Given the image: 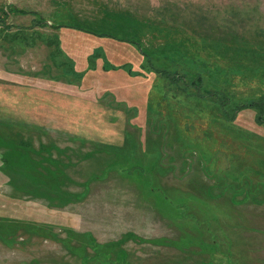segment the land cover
<instances>
[{
	"label": "rangeland",
	"instance_id": "obj_1",
	"mask_svg": "<svg viewBox=\"0 0 264 264\" xmlns=\"http://www.w3.org/2000/svg\"><path fill=\"white\" fill-rule=\"evenodd\" d=\"M2 9L14 35L18 28L23 35L15 43L0 38V84L70 81L66 75L80 84V72L90 68L84 83L95 81L104 103L126 115L111 123L125 126L127 149H111V156L95 151L83 165L24 166L20 156L2 164L6 148L0 147V264H82L80 255L108 249L129 233L142 242L108 251L122 264H264V240L243 238H261L254 231L264 228V114L260 124L249 106L264 103V0H0V15ZM39 15L66 27L42 26ZM32 26L42 35L33 47ZM161 68L187 75L219 69L231 85L230 104L194 100L193 88L182 92L184 81L171 83ZM7 104L0 100V137L24 146L30 128L4 111ZM187 111L199 132L212 129L205 122L218 121L221 112L224 154L230 157L232 140L245 141L258 157L244 154L237 163H259L260 171L236 176L228 165L222 191L208 197L207 190H217V171L205 173L204 160L184 152L186 136L176 130ZM34 140L39 146L48 138L37 133ZM237 245L248 253L236 255Z\"/></svg>",
	"mask_w": 264,
	"mask_h": 264
},
{
	"label": "crops",
	"instance_id": "obj_2",
	"mask_svg": "<svg viewBox=\"0 0 264 264\" xmlns=\"http://www.w3.org/2000/svg\"><path fill=\"white\" fill-rule=\"evenodd\" d=\"M73 64L74 71L77 72L76 61ZM89 72L90 68L80 72V84L74 82L69 75L65 77L71 78L70 81H62V78L57 80L58 77H54V82L53 79H44L39 84L25 83L13 85L14 87L10 84L5 86L0 84V100L8 102L7 109L4 111L12 112V116L9 114L7 116L18 118L20 120L18 122L30 128L24 134L23 145L29 150L36 149L38 156L34 158L39 160L40 166H57L60 163L61 165H83L84 162L86 164L94 158L95 151L100 153L103 151L105 156H111L113 153L111 149H123V151L127 149L126 141L121 143L125 138L126 128L117 125L119 120H125L126 115L111 104L104 103L101 91L97 93L93 89L95 81H90V84L84 83ZM103 92H106L105 89H102V94ZM20 102L22 106L19 105ZM116 118L118 121L115 120V124L111 123ZM37 133L47 137L48 141H40L37 146L34 140V135ZM51 134L56 136L53 138ZM239 204L248 205L249 203L245 201ZM200 213L204 212L200 211ZM254 220L247 219L248 227L256 226ZM203 223L207 229V223ZM256 229L259 232H254L264 237V228L257 226ZM252 234L243 235V238H248L253 243L255 238L264 240L256 235L250 237ZM207 235L213 237V234L207 233ZM253 245L250 246L254 249ZM238 246L236 255L241 257L248 253L242 248L238 249ZM262 246L264 243L259 246V250H263Z\"/></svg>",
	"mask_w": 264,
	"mask_h": 264
},
{
	"label": "trees",
	"instance_id": "obj_3",
	"mask_svg": "<svg viewBox=\"0 0 264 264\" xmlns=\"http://www.w3.org/2000/svg\"><path fill=\"white\" fill-rule=\"evenodd\" d=\"M2 9L1 10V14L0 15V38L4 39L5 42H19L20 41V37L23 35L21 34L22 32L19 31V28L17 30V35H14L13 33V29L14 27L10 24L7 23V19L9 18L8 12L6 10ZM7 12V13H6ZM24 13V11H23ZM25 13L31 14L30 11H25ZM35 14V13H33ZM37 16V14H35ZM40 16V15H39ZM41 17V16H40ZM42 18V17H41ZM40 25L48 27V28H54V29H61L62 27H66V25H57L55 23H51L49 24L48 22H46L44 20V18L41 19ZM73 28H80L83 31H86L88 33H93L92 30H87L84 27H73ZM27 30H32V37L31 39L29 38V41L33 42L31 45V47L36 46L35 43L36 41H38L37 39H42V35L40 33H38V31L35 30V26H32L31 28L27 29ZM21 35V36H20ZM23 39H25V37H23ZM47 39V38H46ZM45 39V37L43 38V40H45V42L47 43L48 41ZM50 41V39H48ZM27 43V41H26ZM51 46V45H50ZM60 48V49H59ZM56 49V53L60 52L62 53V49L59 46H57ZM226 49V48H225ZM52 54V53H51ZM54 55H52L53 57ZM204 65V62H202ZM62 69V71H65L64 67H60ZM202 69L206 70V69H211L209 68V64L206 62V64L204 65V67H202ZM214 72L213 73H209V72H197L193 75L190 74H179L180 71L177 70L176 73H174L173 70H170V68L164 69L161 68V71H158V73H160L165 79H168L171 83L173 84H177V83H183L184 81V89L182 90V92L184 91H188L189 89L193 88V91L196 95H194V100H206V97H214L215 101L220 104L221 107H227L230 104V97L228 96L227 93L231 92V85L229 84L228 80L225 78V76L223 74H221L220 70L217 68H213ZM110 70H116V69H111ZM124 70V69H123ZM125 71V70H124ZM181 73V72H180ZM134 74V73H133ZM131 75V74H130ZM132 76V75H131ZM135 77L137 76H141L140 74H136L134 75ZM182 99H185V96L183 95L181 97ZM189 99V98H188ZM248 105V104H247ZM247 105H241L240 108L245 107L247 108ZM163 106V105H162ZM251 107V109H255L258 110V122L261 124L262 123V118L263 114H264V103H260V100L258 99L257 101H252L251 105H249ZM190 111V109H189ZM189 111H187V113L185 115V117H183V119H181L183 125L182 128H176V130H181V132L186 136L185 140L187 142V144L185 145L184 148V152L186 153H190L197 151L199 153V155H197V158H200L201 160H204V171L206 173V171L208 172H212V169L214 170V168L217 171V175L218 176H213V178L215 179L216 182V189L217 190H211L208 191L206 194L208 197L209 196H215L216 192H221L222 189L221 187L224 186V176L222 172H224V169L229 168V170L231 169L234 175H239L242 173H246L249 171H255V172H259L260 171V167H259V163H263L264 162V153H259L260 155V162L257 164H253L252 167L249 166L246 162V164H244L243 162H241V164L239 165L237 163V159L239 157H243L244 154H248L249 157L250 155L252 157H258L256 155V153H254V149L251 148V145H248L247 143H245V141H234L232 140L229 145H230V157H228V155L224 154V150L226 148L227 145L223 144L221 142V140H219L218 138V130L219 129H224L225 125L224 121H222V115L221 112L218 114V121L216 118H212L210 121H206L205 125H209L211 126L212 129H209L208 127H204L201 129V131L199 132L198 129L193 128L192 125V118L191 115L189 114ZM236 113H234L233 115H231L232 117L235 115ZM236 118H227V121L233 123L235 122ZM185 123V124H184ZM226 123V122H225ZM218 124V125H217ZM228 128V127H226ZM230 129V128H228ZM233 130V129H232ZM235 131L238 132H242L239 131L238 129H236ZM218 138V139H217ZM240 138V137H239ZM0 147H5L6 148V153L2 155V164H6V165H12L13 161L15 158H17L18 156H20L21 158H24V166H40L39 160L35 159L38 155V153L35 150H31V152H27L24 153V150H27V148H25L24 146H20V139H16L12 142V139L10 140H6L3 139L2 137H0ZM191 141L193 142V145H191ZM11 142V143H9ZM246 145L248 147V149H244L242 146ZM23 149V154H17V151H21ZM29 150V149H28ZM264 150V148H263ZM15 153L17 155H15ZM181 154L183 153V151L180 152ZM193 156V155H192ZM227 156L228 160L225 159V157ZM35 157V158H34ZM183 157H186V155H183ZM190 154L188 155V158H190ZM195 158V157H194ZM251 165V163H249ZM246 166H249V168H247ZM31 174V175H30ZM29 176V180L34 181L35 179L32 177V172L30 173ZM32 178H31V177ZM229 178V177H228ZM42 179V176L41 178ZM230 182L234 183L235 181L231 178H229ZM251 183L253 182L252 180L250 181ZM250 187H252V185H250ZM233 190H236L234 187L232 188ZM212 193V195H210ZM245 193V198H251L253 196V194L251 192H244ZM234 192H231V197H233ZM230 197V198H231ZM248 200V199H246ZM205 222V221H204ZM3 226V225H2ZM130 240H136L142 242V238L140 237H136L133 233H129L127 235H125L123 237V239H121L119 242H114V243H109L108 246H110L109 248H115L117 250H122L121 248L119 249V247H121L119 244L120 243H125L127 241ZM158 242V241H156ZM107 249V248H98L95 249L93 252V255H90L87 253L80 255V258H83V262L82 264H104V262L106 263L107 261H112L113 264H122V262L120 261H116L112 259V256L109 255L110 250L112 249ZM109 251V252H108ZM111 253V252H110ZM85 257V260H84Z\"/></svg>",
	"mask_w": 264,
	"mask_h": 264
}]
</instances>
